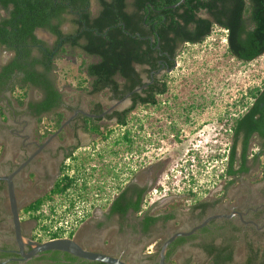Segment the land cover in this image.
Masks as SVG:
<instances>
[{
	"label": "flooded vegetation",
	"instance_id": "af4514ba",
	"mask_svg": "<svg viewBox=\"0 0 264 264\" xmlns=\"http://www.w3.org/2000/svg\"><path fill=\"white\" fill-rule=\"evenodd\" d=\"M52 1L58 9L62 6V10L50 18V24L59 35L54 34V31L46 26L35 27L33 34L37 38L39 37L36 32H42L45 37L52 38V41L48 44L43 39L44 36H41L39 39L42 45L33 46L32 55L41 56L39 48L50 50L49 62L52 68L46 74L55 87L52 74L55 58H68L64 53H71L76 61L79 58L78 68L84 61L81 68L85 75L81 79H85L87 86L86 89L83 88L82 95L89 98H73L68 102L64 98L65 95L56 87L61 93L60 103L50 109H36L30 104L40 102L44 97V91L41 87L29 84L40 90V98L29 101L23 110L12 111L8 117V124H0V264H96L93 263L96 261L78 258L57 250L38 252L23 259L18 253L8 182L3 178L11 174L20 234L25 240L43 241L42 238L33 235L34 224L44 216L42 212L49 215L48 220L45 218L42 224L43 229L53 225L61 226L69 218L81 215L77 225L79 228L83 223L92 225L94 212L103 209L105 212L96 220L101 222V228L112 230L106 239L110 244L107 254L127 259L131 264H159L161 247L171 235L178 231H189L216 215L192 233L178 235L172 239L166 247L165 264H260L264 259V169L253 172L256 167L250 166V143L255 139L259 145H264V136L253 133L246 139V127L242 129L237 127L238 120L250 111L252 104L250 89L243 93L240 110L238 104L231 103L229 109L215 119L220 123L219 127L224 130L229 141L225 167L220 174L225 181L220 184L218 193L214 197L195 201L185 210H179L174 206L170 209H159L154 207L156 205L144 208L142 201L149 183L147 179L140 180L138 174V171H141L143 118L136 116L137 107L144 105L152 107L156 130L154 138L157 141H161L157 135L163 134L162 130L166 129L171 132L170 138L173 143L177 141L184 144L191 131L200 133L208 122L206 118L201 119L206 113V102H186L187 98L182 102L177 93L167 92V84L170 81H166L164 73L170 74L175 70L178 65V51L184 44L190 43L180 39L172 40V47L168 53L162 51L154 54L153 65L131 61L129 65L139 81V85L132 89L127 90L129 79L120 70H116L106 86L94 91L95 77L87 75L86 69L92 64L99 63L101 58L97 54L85 51L82 45L86 43L84 32L93 30L88 25H91L103 9L101 1ZM132 2L133 0H130L127 11H133ZM14 8L12 1L4 5L3 0H0V12L3 13L0 22L9 18ZM171 36H174V33ZM148 37L145 35L142 38ZM2 47L13 51L15 55L14 50L5 45ZM63 48L65 51H62ZM154 48L159 49L158 44ZM227 53L230 54L228 50ZM107 64L109 65V62ZM117 64L121 66L124 63ZM34 68L38 72L45 70L42 65H35ZM18 81V76H12L6 83L0 85V91L11 89L12 84ZM137 88L139 89L136 90ZM99 93H105L103 100L91 97ZM147 98L152 102L144 101ZM112 105L114 107L109 109ZM131 106L133 107L130 108ZM106 110L108 111L105 112ZM103 112L105 113L101 115ZM255 116L258 118L259 114ZM61 125L62 128L58 130ZM93 126L98 127L99 133L91 131ZM116 129L119 133L109 142L108 139H111L110 136ZM92 136L100 138L101 148L95 146ZM124 136L130 141L126 142ZM244 145L246 149L243 160ZM111 146L117 148L122 146L125 154L134 162L133 165L125 163L124 169L131 171L123 173L125 179L122 182H120L122 178L115 177L117 174L113 172L115 168H112L110 159L105 158L106 155L111 158L119 155L120 158V152L114 148L110 149ZM232 148L233 172L228 173ZM258 153H261L260 150L255 152V155ZM124 159L129 160V157L124 156ZM100 160L103 162H99ZM242 163L246 167L244 170H240ZM99 170H102L105 178L110 179V176L114 175L111 178L116 181V191L111 196L109 184L104 179L96 184L91 178L92 175H97ZM250 177L253 180L258 177L255 187L250 186L253 183L250 182ZM67 182H70V185L65 190L55 191L57 184L63 186ZM40 198L43 201L37 210L26 209ZM57 198L66 203L58 214L60 201H55ZM95 201H101L104 207L95 204ZM45 207L48 208V212L43 209ZM36 215L39 216L37 219L34 218ZM86 241H89L87 232L83 240L77 242L86 247ZM30 248L29 245L23 246L24 252Z\"/></svg>",
	"mask_w": 264,
	"mask_h": 264
},
{
	"label": "trees",
	"instance_id": "16d2710c",
	"mask_svg": "<svg viewBox=\"0 0 264 264\" xmlns=\"http://www.w3.org/2000/svg\"><path fill=\"white\" fill-rule=\"evenodd\" d=\"M8 1H12L15 8L9 18L0 22V44L14 50L15 55L1 68L0 85L16 75L19 81L15 83L24 93L28 84L41 87L44 91L42 100L30 106L36 109L56 107L61 101V93L46 74L52 68L49 62L51 52L49 49L39 48L41 56L32 55V47L42 45L33 30L35 27L46 26L59 35L50 24V18L57 15L62 6L58 9L52 0H3V4L6 5ZM100 1L103 9L91 25H88L93 30L84 32L86 43L82 45L85 51L101 58L99 63L86 69L87 75L95 77L94 91L106 86L116 70H120L129 79L127 90L132 89L139 85V81L129 65L131 61L153 65L154 54L162 51L168 53L172 40L201 42L210 34L213 26L226 31L227 50L238 59L247 62L264 54V0H182L174 7L171 5L179 0H133V11H127V0ZM172 33L174 36H171ZM145 35L149 37L142 38ZM156 44L159 49L154 48ZM117 63L124 64L119 66ZM35 65H42L45 70L38 72L34 68ZM82 65L84 61L80 64L81 72ZM83 88L86 89L85 86ZM16 99L18 104L24 103L21 97ZM250 99V111L238 120L237 125L238 129L246 127V139L253 133L264 136V82L250 89ZM144 101L152 102L148 98ZM257 114L258 118L255 116ZM91 131L99 133L97 126H93ZM123 139L130 141L127 136ZM243 148L244 160L246 146ZM233 160L232 148L228 173L233 172ZM244 169L246 167L242 163L240 170ZM69 185L70 182L63 186L57 184L55 191L65 190ZM42 201L41 198L37 199L26 209L35 211ZM38 217L34 216L36 219ZM72 235L73 232L69 233L68 237ZM59 236L61 235L58 232L50 234V238ZM260 264H264V259Z\"/></svg>",
	"mask_w": 264,
	"mask_h": 264
},
{
	"label": "rangeland",
	"instance_id": "374dc122",
	"mask_svg": "<svg viewBox=\"0 0 264 264\" xmlns=\"http://www.w3.org/2000/svg\"><path fill=\"white\" fill-rule=\"evenodd\" d=\"M127 4L129 9L130 0H127ZM202 15L205 16L203 13ZM2 16L3 13L0 12V17ZM225 32L224 29L213 26L210 34L203 41L184 44L178 51V65L175 70L170 74L164 73L166 81H170L167 84V92L177 93L179 100H182V102L186 98L188 100L186 102H206V113L201 116V119L206 118L208 122L200 133L191 131L187 141L180 144L177 141L173 143L170 138L171 132L164 129L162 130L163 134L157 135L161 141H157L154 138L156 130L154 129L152 107L144 105L138 106L136 109V116L143 118L141 171H138V174L140 180L147 179L146 181L149 183L142 201L144 208L156 205L154 207H159V209H170L174 206L179 210H185L190 204L199 199L214 197L218 193L220 184L225 181L220 174H222L221 172L225 167V156L229 141L224 130L220 129V123H217L215 119L224 114L231 103L238 104L240 110L242 108L240 100L244 97L243 93L248 89L260 86L264 82V54L249 62H241L233 58L227 53ZM36 33L39 38L44 36L42 32ZM43 39L48 44L52 41V38H47V36H44ZM0 49L5 50L2 47ZM64 55H68V58L61 57L53 60L55 65L52 74L56 87L65 95L64 98L68 102H71L70 100L73 98H89L82 95L84 94L83 87L87 86V83H85V79H81L85 74L77 67L79 58L76 61L71 53H64ZM3 58H8V54H2L1 59L3 60ZM14 91V94L10 93L13 101L17 97L25 99V102L29 98L33 100L40 98V92L37 88L29 96L22 90H19L20 92L18 90ZM105 96V93L91 95V97L100 100H103ZM112 125L115 124L112 123ZM132 126L134 128V122ZM118 133L117 129L112 132L111 139L109 138L108 141L110 142ZM132 134L135 135L134 131ZM91 139L94 141L95 146L102 147L100 138L92 136ZM263 147L264 145H259L258 141L252 139L250 143V166L256 167L254 171L252 170L253 172L264 169ZM112 148L120 152V158L119 155L114 158L106 155L105 158L110 159L109 162H111L112 168H115L113 172L117 174L115 177L122 178L120 180L122 182L125 179L123 173L131 171L124 169L125 163L129 162L130 165H133L134 162L131 161L129 155L125 154L122 146L120 148L111 146L110 149ZM258 150L261 153L255 155ZM239 153L240 144L238 143V156ZM124 156L129 157V160H123ZM252 157L253 159H251ZM99 162H103V160ZM98 168H101V166H98ZM113 176L111 175L110 179L105 178L102 170H99L98 174L92 175L91 178L94 179L96 184L104 179L109 184L108 189L111 196L116 191V181L111 178ZM258 177L254 180L250 177V182H253L250 186H256ZM60 199H55V201H60L57 214L59 211L61 212L63 205H66ZM95 204L104 207L101 201H95ZM43 209L48 212L47 207ZM42 213L44 216L34 224L33 235L40 234V238L46 240L49 238L44 230L48 228L43 229L42 224L45 222V218L48 220L49 215L45 212ZM21 215L25 218L24 214L21 213ZM86 226V223H83L75 229L72 235L73 238L76 239L84 234L87 230ZM66 236L68 237V235Z\"/></svg>",
	"mask_w": 264,
	"mask_h": 264
},
{
	"label": "water",
	"instance_id": "95a60500",
	"mask_svg": "<svg viewBox=\"0 0 264 264\" xmlns=\"http://www.w3.org/2000/svg\"><path fill=\"white\" fill-rule=\"evenodd\" d=\"M181 1L182 0H179L177 3L171 6L174 7L178 5ZM138 89L139 88H137L136 90ZM112 107H114V105L110 106L109 109H111ZM108 110H106L105 112H107ZM105 112H103L101 115H103ZM62 126L63 125H61L58 130H60ZM11 176L12 174L9 176H4L3 178L6 179L8 182L9 203H10L12 217H13L12 219H13L14 226H15L16 240L19 246L18 253L23 257V259H27L35 255L38 252L57 250V251L69 253L78 258H82V259H86L90 261H96V262H100L104 264H128L124 259H122L119 256L110 255V254H107L101 251L90 250L80 245L73 237L60 236V237L49 238L41 242H36L34 240H29V239L25 240L20 234V221H19V215H18V210H17V205H16L14 189H13V185L11 181ZM214 217H216V215H213L208 219H211ZM208 219L205 220L202 224H199L198 226L193 227L189 231H178L174 233L173 235H171L163 243L161 247L159 264H165L164 255H165L166 247L172 239H174L178 235H186V234L192 233L197 227L205 224L208 221ZM24 245H29L31 247L30 250L27 252H24L23 250Z\"/></svg>",
	"mask_w": 264,
	"mask_h": 264
},
{
	"label": "crops",
	"instance_id": "0c3cea01",
	"mask_svg": "<svg viewBox=\"0 0 264 264\" xmlns=\"http://www.w3.org/2000/svg\"><path fill=\"white\" fill-rule=\"evenodd\" d=\"M0 47H2V45H0ZM2 49H5L2 47ZM6 50V51H5ZM4 51L0 49V70L1 68L7 64L13 57H14V53L11 50H7L5 49ZM8 54V58L3 60L1 59L2 54ZM15 85V86H14ZM13 87H15V90H20L18 88V84H16L15 82L12 84L11 89L9 90H3L0 91V124H8V117L11 115V112H17L20 110H23L25 108V105L30 101H35L32 98H29L26 100L22 99L24 101V103L22 105L18 104L17 99L15 101H13V99L10 97V93L14 94L15 91L13 90ZM36 87H32L29 84L26 85V87L24 88L25 93H27V96L30 95V93L32 94L35 91ZM38 89V88H37ZM22 90V89H21ZM39 90V89H38ZM20 92V91H19ZM40 92V90H39ZM105 210L100 209L96 212H94V214L92 215V217H95L93 220L92 225H87L89 227V229L86 230V232L89 234V241H86V248L93 250V251H101V252H105L108 253L110 250V244L107 243V240L110 236L111 233V229H106V228H101L100 226V221L96 218L100 217L102 213H104ZM96 220V221H95ZM86 226V227H87ZM85 232V233H86ZM84 233V234H85ZM84 234L78 236L75 240L80 242V240H83ZM126 262L128 264H131V262L127 259H125Z\"/></svg>",
	"mask_w": 264,
	"mask_h": 264
},
{
	"label": "built area",
	"instance_id": "2783aa9c",
	"mask_svg": "<svg viewBox=\"0 0 264 264\" xmlns=\"http://www.w3.org/2000/svg\"><path fill=\"white\" fill-rule=\"evenodd\" d=\"M81 218V215L76 217L69 218L64 222L63 225H53L49 227L47 230H44L48 234V238H50V234L53 232H58L61 236H66L77 228L78 222ZM38 237H41L40 234H37Z\"/></svg>",
	"mask_w": 264,
	"mask_h": 264
}]
</instances>
